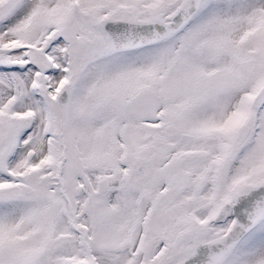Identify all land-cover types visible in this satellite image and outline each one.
<instances>
[{"label": "snow or ice", "instance_id": "obj_1", "mask_svg": "<svg viewBox=\"0 0 264 264\" xmlns=\"http://www.w3.org/2000/svg\"><path fill=\"white\" fill-rule=\"evenodd\" d=\"M0 264H264V0H0Z\"/></svg>", "mask_w": 264, "mask_h": 264}]
</instances>
